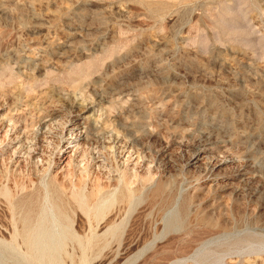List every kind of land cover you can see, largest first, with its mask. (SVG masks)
Segmentation results:
<instances>
[{
	"label": "rangeland",
	"instance_id": "obj_1",
	"mask_svg": "<svg viewBox=\"0 0 264 264\" xmlns=\"http://www.w3.org/2000/svg\"><path fill=\"white\" fill-rule=\"evenodd\" d=\"M263 8L0 0V264H264Z\"/></svg>",
	"mask_w": 264,
	"mask_h": 264
},
{
	"label": "bare ground",
	"instance_id": "obj_2",
	"mask_svg": "<svg viewBox=\"0 0 264 264\" xmlns=\"http://www.w3.org/2000/svg\"><path fill=\"white\" fill-rule=\"evenodd\" d=\"M261 2H264V0H261ZM263 11H264V8L262 9ZM85 111V109H83L82 111H81V109H80V112H84ZM14 125V124H13ZM11 126V125H10ZM9 127V126H8ZM79 128H83L82 126H81V124L79 125ZM16 129V127H15V125L13 126V127H11V131H14ZM10 131V130H9ZM74 136H76V137H74ZM73 138H76L75 139V141L73 142L74 144L75 143H77V140H78V138H79V135L78 134H76V133H74L73 134V136H72ZM16 139V138H15ZM14 139V140H15ZM15 142V141H14ZM24 147V146H23ZM74 147H77V144L74 146ZM77 150V149H76ZM114 199H115V196H114ZM30 229V228H29ZM31 230V229H30ZM21 236V235H20ZM30 236V235H29ZM32 237V236H31ZM28 238V237H27ZM25 240V239H24ZM33 240V239H32ZM31 240V241H32ZM29 247V246H28ZM29 249V248H28ZM32 251V250H31ZM34 254V253H33Z\"/></svg>",
	"mask_w": 264,
	"mask_h": 264
}]
</instances>
